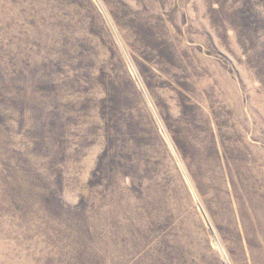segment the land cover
<instances>
[{
    "label": "rangeland",
    "instance_id": "rangeland-1",
    "mask_svg": "<svg viewBox=\"0 0 264 264\" xmlns=\"http://www.w3.org/2000/svg\"><path fill=\"white\" fill-rule=\"evenodd\" d=\"M0 264H264V0H0Z\"/></svg>",
    "mask_w": 264,
    "mask_h": 264
}]
</instances>
